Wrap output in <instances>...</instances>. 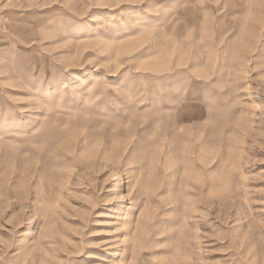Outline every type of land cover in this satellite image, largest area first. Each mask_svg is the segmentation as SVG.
Wrapping results in <instances>:
<instances>
[{
    "label": "rangeland",
    "instance_id": "1",
    "mask_svg": "<svg viewBox=\"0 0 264 264\" xmlns=\"http://www.w3.org/2000/svg\"><path fill=\"white\" fill-rule=\"evenodd\" d=\"M0 264H264V0H0Z\"/></svg>",
    "mask_w": 264,
    "mask_h": 264
}]
</instances>
